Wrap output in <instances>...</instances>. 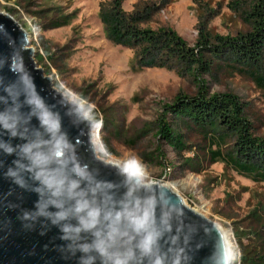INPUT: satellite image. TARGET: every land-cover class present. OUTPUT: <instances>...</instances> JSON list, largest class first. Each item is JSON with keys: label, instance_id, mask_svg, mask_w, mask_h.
Here are the masks:
<instances>
[{"label": "rangeland", "instance_id": "374dc122", "mask_svg": "<svg viewBox=\"0 0 264 264\" xmlns=\"http://www.w3.org/2000/svg\"><path fill=\"white\" fill-rule=\"evenodd\" d=\"M105 1L0 0V12L26 31L32 60L53 89L91 120L89 136L99 158L123 168L127 161H136L144 169L139 176L144 184L177 183L175 192L186 205L222 227L233 264H264V178L227 163L228 156H235L232 137L165 114L164 106L177 93H196L195 83L172 70L136 66L134 52L106 35L99 13ZM160 1L125 0L122 7L131 12L136 5ZM229 2L169 0L141 26L171 27L190 44L201 25L223 35L247 32L248 24ZM251 72L232 61L220 62L203 79L210 93L236 94L246 106L253 133L264 137V82ZM159 119L181 135L184 148L158 135ZM257 170L264 173L262 167Z\"/></svg>", "mask_w": 264, "mask_h": 264}, {"label": "water", "instance_id": "95a60500", "mask_svg": "<svg viewBox=\"0 0 264 264\" xmlns=\"http://www.w3.org/2000/svg\"><path fill=\"white\" fill-rule=\"evenodd\" d=\"M28 45L26 31L0 12V264H88L90 258L108 264L95 245L109 232L119 242L138 213L153 210L158 246L151 255L137 251L135 264H151L153 257L163 264H226L229 247L218 223L167 185L144 184L97 156L91 120L53 89ZM45 205L46 212L64 211L68 218L54 224L36 216ZM81 205L86 208L77 213ZM88 212L96 213L91 229L62 233L64 225L82 228L81 218L91 221Z\"/></svg>", "mask_w": 264, "mask_h": 264}, {"label": "trees", "instance_id": "16d2710c", "mask_svg": "<svg viewBox=\"0 0 264 264\" xmlns=\"http://www.w3.org/2000/svg\"><path fill=\"white\" fill-rule=\"evenodd\" d=\"M124 1L100 3V18L107 37L113 43L131 49L139 68H165L180 77L189 76L195 83L196 93H177L172 103L164 106L165 114L175 119L186 118L202 130L215 132L218 136L232 137L235 156H228L227 163L239 172L264 178V173L257 170L264 168V137L253 133L244 102L231 92L210 93L203 79L220 62L232 61L251 68V76L264 82V73H260L264 56V0H230L229 7L239 10L243 21L248 24L250 29L247 32L223 35L211 33L201 25L193 44L171 27L152 29L141 26L169 0H161L158 5H136L131 12L123 9ZM159 120L158 135L170 145L184 148L181 135L175 133L164 119ZM216 157L220 158L218 152Z\"/></svg>", "mask_w": 264, "mask_h": 264}, {"label": "clouds", "instance_id": "9594fccd", "mask_svg": "<svg viewBox=\"0 0 264 264\" xmlns=\"http://www.w3.org/2000/svg\"><path fill=\"white\" fill-rule=\"evenodd\" d=\"M27 151V150H25ZM135 167H139L136 161L130 162ZM125 172L128 171V165H125ZM15 175V173H10ZM40 210L36 213V216H45L52 219L54 224L59 223L60 221L66 220L67 214L64 211H59L55 214H50L46 212L44 209L45 206H39ZM86 205H81L76 208L77 213H81L85 210ZM88 216L93 217L91 221H85L82 218L79 220L81 227H69L64 225L61 227L62 233H69L75 231L77 233L81 232L82 230L91 229L95 225V212H88ZM117 217L120 218V214L117 213ZM26 219H35V217L28 216L26 214ZM132 227L128 231H124L121 235V240L117 242L114 240L112 233L109 232L107 241L101 240L99 243L95 245V251H97L102 258H108V264H135V257L136 252L139 251L146 255H151L153 249L158 246V242L160 237L156 234L155 229L156 225V218L155 213L151 216L147 212H140L136 215L135 218L131 221ZM133 233V234H130ZM95 235L99 236V233ZM62 239L68 238L67 235H63ZM119 248L122 249V252H109L110 248ZM83 251L89 252L91 249L88 246H84ZM235 259V257L233 258ZM88 264H92V259L90 258ZM101 264H105V261L102 259ZM140 264H144V260L141 259ZM151 264H163L162 260L153 257L151 260ZM226 264H233L232 260L226 262Z\"/></svg>", "mask_w": 264, "mask_h": 264}, {"label": "bare ground", "instance_id": "6f19581e", "mask_svg": "<svg viewBox=\"0 0 264 264\" xmlns=\"http://www.w3.org/2000/svg\"><path fill=\"white\" fill-rule=\"evenodd\" d=\"M96 152V151H95ZM116 164V163H115ZM124 165H128V167H132V168H134V170H135V172H132L131 170H129L128 169V171L127 172H129V173H133L134 175H136V176H140L142 173H143V171H144V169L139 165V167H135L134 165H132L129 161H127ZM121 169H125V168H123V167H120ZM172 191H174L175 192V188H176V186H177V183H174L173 185H167ZM196 211V210H195ZM197 212V211H196ZM197 213H199V214H201V215H203L202 213H200V212H197ZM225 237H226V235H225ZM226 240H227V237H226ZM227 242H228V240H227ZM227 245H228V243H227Z\"/></svg>", "mask_w": 264, "mask_h": 264}]
</instances>
